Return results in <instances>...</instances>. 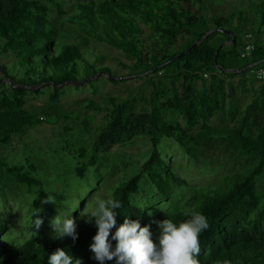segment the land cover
<instances>
[{
	"label": "trees",
	"instance_id": "16d2710c",
	"mask_svg": "<svg viewBox=\"0 0 264 264\" xmlns=\"http://www.w3.org/2000/svg\"><path fill=\"white\" fill-rule=\"evenodd\" d=\"M259 7L257 27L253 23L245 25L248 18L242 11L238 16L230 13L227 17H208L203 0H89L79 2L76 11L69 15L68 21L76 25L79 32L121 50L131 60L128 66L121 64L130 68L129 75H145L148 79L145 88L140 90L143 105L135 114L125 109L128 104L136 105L135 96L121 102H117L116 97H107L102 104L94 101L83 104L85 109L103 111L104 115L96 128L92 155L75 166L78 177H83L88 167L97 164L98 154L104 152L107 145L117 142L122 132L141 126L152 144L140 171L113 191L112 199L123 203L116 210L117 223L110 229L113 248L116 241L111 239L112 234L125 216L139 220L141 226L150 225L155 240L159 235L157 221L179 222L201 212L210 227L200 236L199 264H264V194L257 188L258 178L264 187V124L257 127L256 118L247 113L231 127L209 124L211 118L224 110L230 78L241 76L244 84L246 70L251 73L253 67L264 66L261 38L264 3ZM54 12L60 17L67 14L63 1L0 0V57L12 58L0 62V77L8 80L0 81V144H9L16 134L45 120L25 108L26 96L42 93L39 87L52 86L49 108L59 102L67 84L79 82L82 73L86 79L97 73L108 74L106 78L115 81L111 68L98 61L90 62L79 44L64 43L59 52L55 51L56 32L49 24ZM235 16L237 25L232 23ZM210 30L213 31L205 36ZM201 38L198 45L185 52ZM244 39L252 45L248 53L244 50ZM227 41L228 45H221ZM252 64L239 73L225 70H242ZM250 79L251 83L259 82L255 102L259 109H264V80L256 79L253 74ZM146 89L148 96L144 95ZM173 112L180 114L182 122L170 118ZM90 126L91 122L84 119L82 128L86 130ZM71 129L64 126L66 131ZM163 137L174 139L191 157L194 148L201 149L212 140H221L255 158V163L227 189L194 190L188 202L195 205L188 210L150 213L149 207L132 200L141 191L142 177L156 190V201L158 198L168 200L177 186L188 185L174 172L171 162L160 155L158 145ZM72 151L74 157L86 158V148L79 146ZM35 172L33 164H9L0 157V178L9 175L26 185L29 192H35L32 226L37 228L35 221L44 191ZM5 230V222L0 221V264H48V256L57 248L80 258L82 264H100L90 249L97 232L94 221L77 227L75 241L71 237L58 239L57 233H52L41 242L29 238L9 247L2 238ZM103 264H116V258L105 260Z\"/></svg>",
	"mask_w": 264,
	"mask_h": 264
},
{
	"label": "rangeland",
	"instance_id": "374dc122",
	"mask_svg": "<svg viewBox=\"0 0 264 264\" xmlns=\"http://www.w3.org/2000/svg\"><path fill=\"white\" fill-rule=\"evenodd\" d=\"M61 1L64 2L67 14L60 17L54 12L49 23L56 32L55 51L59 52L64 43H77L90 62L98 61L109 66L116 79L109 80L99 73L86 79L82 73L79 82L67 84L59 102L49 108L47 106L51 85L39 87L42 89L40 94L31 93L26 96L25 108L35 115H42L45 120L27 127L20 135L16 134L9 144H0V157L9 164L28 162L35 165V174L42 181L44 191L38 215L42 224L39 228L32 226L35 192H29L26 185L18 183L9 175L1 177L0 221L6 224L2 238L9 247H15L29 238L37 242L46 239L54 233L51 221L56 215L64 217L71 213L77 227L85 223L87 217L83 214L95 211L98 201L112 199L114 189L140 171L142 163L152 150V144L142 127L133 128L131 131L122 132L117 142L107 145L105 151L98 154L97 164L88 167L83 177L76 175L75 166L86 161L93 153L96 128L98 129L104 115L103 111L96 113L85 109L83 104L87 101L102 104L107 97H116L117 102H121L135 96L136 105L128 104L125 108L135 114L143 105L139 99L140 90L145 88L148 79L145 75L135 76L137 78L129 75L130 68L121 64L128 66L131 60L121 50L82 34L76 25L68 21L69 15L76 11V5L89 0ZM203 1L208 17H227L230 13L238 16L242 11L248 18L245 25L251 26L253 23L254 27L259 25V6L264 3V0ZM237 16L233 17L234 25L238 24ZM261 30L264 41V25ZM243 42L245 43V39ZM222 44L228 45L229 42ZM11 59L1 56L0 62ZM244 75V84L241 76L230 78L225 93L224 110L211 118L209 124L231 127L238 123L241 115L247 113L256 118L257 127H262L264 109H259L255 102L259 82L251 83L252 74L248 70ZM0 81L6 83L8 80L0 77ZM148 92L146 89L144 95L148 96ZM170 118L182 122L177 112L170 114ZM84 119L91 122L86 130L82 128ZM65 125L72 129L64 130ZM79 146L87 149L86 158L74 157L72 150ZM158 150L164 159L171 162L174 172L184 178L188 185L177 186L170 199L158 198L159 201H156V190L142 177L141 191L132 200L142 207H149L150 213L158 210H188L195 205L188 202L194 190L227 189L235 180L248 173L251 165L255 163V158L216 139L201 149L194 148L193 157L174 139L168 137L160 140ZM258 180L259 178L258 192L264 194L263 184ZM151 201L156 203L151 204Z\"/></svg>",
	"mask_w": 264,
	"mask_h": 264
},
{
	"label": "clouds",
	"instance_id": "9594fccd",
	"mask_svg": "<svg viewBox=\"0 0 264 264\" xmlns=\"http://www.w3.org/2000/svg\"><path fill=\"white\" fill-rule=\"evenodd\" d=\"M49 201H52L48 199ZM122 201L116 199L100 200L95 211L85 213L86 222H95L96 234L92 237L90 249L94 259L103 264L105 260L116 258V264H199L201 252L200 236L210 227L207 217L195 212L189 219L174 222L172 219L157 221L159 235L154 240L150 225L141 226L139 220L125 216L124 222L112 234L116 241L113 248L109 240L110 229L116 221V210L122 207ZM42 219L37 216L35 226L39 228ZM56 238H78L77 224L71 213L51 221ZM48 264H82L80 258H74L63 248H57L48 256Z\"/></svg>",
	"mask_w": 264,
	"mask_h": 264
},
{
	"label": "built area",
	"instance_id": "2783aa9c",
	"mask_svg": "<svg viewBox=\"0 0 264 264\" xmlns=\"http://www.w3.org/2000/svg\"><path fill=\"white\" fill-rule=\"evenodd\" d=\"M245 43H246V45L244 47V50L246 51V53H248V51L250 49H252V45L249 42H245ZM251 73L254 75V77L256 79H258V80H264V66H261V67H253L251 69Z\"/></svg>",
	"mask_w": 264,
	"mask_h": 264
},
{
	"label": "water",
	"instance_id": "95a60500",
	"mask_svg": "<svg viewBox=\"0 0 264 264\" xmlns=\"http://www.w3.org/2000/svg\"><path fill=\"white\" fill-rule=\"evenodd\" d=\"M222 32H224V33H227V34H229V31H227V30H224V29H220ZM213 30H210L209 32H206L205 33V36L206 35H208L210 32H212ZM204 36V37H205ZM203 40V38H201V39H199L198 41H195L185 52H188V51H190L192 48H194L196 45H198L201 41ZM232 40L234 41V36L232 35ZM221 45H224V44H221ZM218 51V50H217ZM217 51H216V54H217ZM183 54H180V56H182ZM251 66H253V64L252 65H249V66H247V67H245L244 69H225L226 71H230V70H233V71H235V72H237V73H239V72H241V71H243V70H246V69H248V68H250ZM106 76H109L108 74H106ZM112 79H116V77H112Z\"/></svg>",
	"mask_w": 264,
	"mask_h": 264
}]
</instances>
